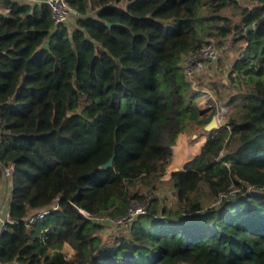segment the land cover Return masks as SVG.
Instances as JSON below:
<instances>
[{
  "label": "trees",
  "instance_id": "1",
  "mask_svg": "<svg viewBox=\"0 0 264 264\" xmlns=\"http://www.w3.org/2000/svg\"><path fill=\"white\" fill-rule=\"evenodd\" d=\"M67 2L72 26L44 1L0 0V181L12 165L0 261L264 264V0ZM209 40L236 52L230 109L171 173L177 198L164 204L151 193L200 94L182 61ZM147 198L102 239L98 219Z\"/></svg>",
  "mask_w": 264,
  "mask_h": 264
},
{
  "label": "rangeland",
  "instance_id": "2",
  "mask_svg": "<svg viewBox=\"0 0 264 264\" xmlns=\"http://www.w3.org/2000/svg\"><path fill=\"white\" fill-rule=\"evenodd\" d=\"M70 16L71 19L75 17L73 13ZM233 20L235 22L238 21V17L234 16ZM66 23H68L69 26H72L70 22L66 21ZM223 47L224 48L220 47V49L217 50L218 58L213 62H210L208 65L206 64L203 70L200 71L196 77L189 78L187 76L189 80H191L193 88L200 92L198 96H204V98H206L207 105H209L211 109L210 115L216 116L218 127L210 130L209 134H216L218 130L222 128V124L224 123V115L230 109V105L221 100V95L231 91V88L228 86V82L226 81V77L228 71L230 70L231 63L233 62V56L236 52L235 49L231 47L230 40H227ZM206 70L207 73L203 75ZM200 75H203L202 79L198 78ZM196 98L194 99V102H197ZM190 123L188 125L189 130L192 131L194 128H197L196 133H199V135L195 138V140H191V145L189 146L190 149L188 150L189 152L185 151V154L188 153V157L193 156V154L198 152L203 138L201 133L204 131L203 123L196 125L194 121H191ZM181 161L183 160H180L179 163H181ZM171 167H173L172 159L171 162L166 166V170L161 176L160 180L157 182L156 188L151 193L152 197H159L164 204H174V201L177 198L171 186ZM146 188V186L140 183L132 186V189L137 190V192H144L146 191ZM131 203H135V201H132ZM205 203H210V201H205ZM214 203H216V201ZM98 221L102 224L100 234L104 241H112L115 235L126 231L125 225L119 226L108 220L107 217L98 219ZM68 252L70 253L71 251L69 250Z\"/></svg>",
  "mask_w": 264,
  "mask_h": 264
},
{
  "label": "built area",
  "instance_id": "3",
  "mask_svg": "<svg viewBox=\"0 0 264 264\" xmlns=\"http://www.w3.org/2000/svg\"><path fill=\"white\" fill-rule=\"evenodd\" d=\"M31 0H27L29 2ZM33 2H46L51 9L52 18L55 23L65 22L70 18L72 9L67 0H32ZM218 58V51L212 41H205L195 50L184 56L182 65L186 76L194 78L203 70L206 64L213 62ZM11 172L12 165L4 166L2 169V178L0 181V234L4 230L6 223L9 221V204L8 198L11 191ZM150 198L145 201L130 203L125 214L118 217H110L108 220L121 226L131 223L139 214L145 213L148 208ZM56 204H51L49 208L38 210L29 216V220L42 219L51 209H55ZM101 219V218H100ZM0 264H5L0 261Z\"/></svg>",
  "mask_w": 264,
  "mask_h": 264
},
{
  "label": "crops",
  "instance_id": "4",
  "mask_svg": "<svg viewBox=\"0 0 264 264\" xmlns=\"http://www.w3.org/2000/svg\"><path fill=\"white\" fill-rule=\"evenodd\" d=\"M0 9L4 10V8L1 7V4H0ZM70 18H71V16H70ZM206 73H207V70L204 72L203 75H205ZM203 75H200L198 78L202 79ZM196 101L197 102H193L195 110H196V120H197V121L195 120L194 123H195V125L203 123V129H204L203 133H201L203 135V138H202L199 150H198V152H199L202 145L205 143L207 136L210 133V130H212V129L207 130L205 128V125L210 121V119L214 115H212V116L210 115L211 109H210V106L207 105L206 98H204V96H198L196 98ZM196 131H197V128H194L192 131H190L189 127H187L186 130L179 133V135L176 139L175 145L172 146L173 167H171L170 173H172L173 171L181 169L183 164H185L188 160H190L194 155H196L198 153L197 152V153L193 154V156H190V157H188L189 156L188 153L185 154V151L187 152L190 149L189 146L191 145V143H190L191 140H195V138L199 135V133H196ZM180 160H183V161H181V163H179ZM170 176H171V174H170Z\"/></svg>",
  "mask_w": 264,
  "mask_h": 264
},
{
  "label": "water",
  "instance_id": "5",
  "mask_svg": "<svg viewBox=\"0 0 264 264\" xmlns=\"http://www.w3.org/2000/svg\"><path fill=\"white\" fill-rule=\"evenodd\" d=\"M105 24H106L107 26H111L113 23H111V22H105ZM249 27L252 28L253 25L247 26V27H246V30H247ZM216 127H218V124H217L216 116L214 115V116L210 119V121L205 125V128H206L207 130H210V129H213V128H216ZM112 163H113V155H111L107 161H105L104 163H102V164L100 165V167H101V168H105V167L111 166Z\"/></svg>",
  "mask_w": 264,
  "mask_h": 264
}]
</instances>
